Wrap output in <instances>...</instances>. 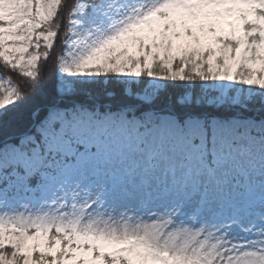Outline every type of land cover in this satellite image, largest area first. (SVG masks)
I'll list each match as a JSON object with an SVG mask.
<instances>
[{
  "label": "rangeland",
  "instance_id": "rangeland-1",
  "mask_svg": "<svg viewBox=\"0 0 264 264\" xmlns=\"http://www.w3.org/2000/svg\"><path fill=\"white\" fill-rule=\"evenodd\" d=\"M62 1L0 0L3 63L33 74L59 44L61 31L49 23ZM189 1L196 0H68L72 19L57 56L62 86L72 78L106 83L111 72L131 100L149 104L164 87L163 76L148 71L153 57L173 82L182 77L173 62L184 57L196 75L205 65L216 80L208 77L196 95L192 88L179 96L183 106L264 104V43L246 62L249 76L237 83L241 48L222 50L218 40L243 33V0H214L217 6L194 10ZM163 9L178 21L165 32ZM183 20L214 29L188 33ZM144 71L149 79L139 87ZM0 93L2 114L17 92L1 73ZM203 123L188 116L181 124L170 113L52 108L20 143L0 146V264H258L264 132L255 137L250 129L264 124L240 117ZM67 200L72 211L55 222ZM53 226L59 238L49 243Z\"/></svg>",
  "mask_w": 264,
  "mask_h": 264
},
{
  "label": "trees",
  "instance_id": "trees-1",
  "mask_svg": "<svg viewBox=\"0 0 264 264\" xmlns=\"http://www.w3.org/2000/svg\"><path fill=\"white\" fill-rule=\"evenodd\" d=\"M67 1L63 0L61 2V8L49 23V28L61 31L59 44H57V47L54 46L50 54L38 60L33 74L26 75L19 69L12 68L3 63L0 59V73L8 78L9 83L13 85L17 92L15 100L7 105L2 114H0V146L10 141H14L17 144L20 143V137L28 133L29 130H33L32 132H34V126L40 124L52 108L64 107L66 105L74 106L77 104L91 110L95 108L112 111L123 109L129 116H140L142 112L147 110H155L156 113L170 112L180 121L187 115H194L202 119L204 123L208 122L212 117L227 118L237 115L240 117L264 119V104L259 99L245 102V108L241 104L236 105L232 103L230 100H223L222 106L218 108L208 106L204 102H199L196 107H191V105L183 106L178 103L177 98L183 96L185 92L192 90V88L195 95L199 93L202 90L203 80H207L208 77L216 80V75L210 74L205 65L203 66L202 75H196L193 63L188 62L189 59L184 57L173 62V68L180 69L182 75L181 80L176 82L171 81V75L168 70L162 67V61L158 60L156 55L153 57L148 71L151 76H163L164 87L149 104H142L136 100H131L125 91L127 86L123 85L120 81H116L111 72H108L106 75V83L103 82L104 78L95 80L72 78L69 79V85L62 86L57 73V56L60 53L62 41L68 38L66 29L72 19V10L69 8ZM198 2V4H202L205 7L215 5L212 0H198ZM247 3L253 5V10L250 20H247L246 12H242L244 33L236 38L220 39L222 50L227 48L234 50L239 46L241 47L240 60L234 72V79L237 83L243 82L249 76L246 62L249 57L259 55L261 44L264 42V0H249ZM198 4H190L189 7L195 9ZM175 21L170 15L165 14L162 22L163 32L169 27H174ZM182 25L188 33H196L199 29L202 31L212 29V26L209 24L203 26L198 24L195 27L186 25L184 21ZM182 66L185 67L181 69ZM146 73L147 71H144L141 74L139 87H143L147 83L149 76ZM132 88L136 90L135 85ZM193 100L192 104L196 103L198 98L195 97ZM251 133L255 135L260 134L257 131L256 133L251 131ZM210 139V133L207 132V146ZM193 140L194 143L198 142L196 139ZM87 192L88 189L86 190ZM72 208V202L67 200L66 207L57 213L56 221L63 214L69 215ZM55 236L51 235V240Z\"/></svg>",
  "mask_w": 264,
  "mask_h": 264
},
{
  "label": "snow or ice",
  "instance_id": "snow-or-ice-1",
  "mask_svg": "<svg viewBox=\"0 0 264 264\" xmlns=\"http://www.w3.org/2000/svg\"><path fill=\"white\" fill-rule=\"evenodd\" d=\"M249 264H257V261L253 260V261L249 262ZM258 264H264V257L260 258Z\"/></svg>",
  "mask_w": 264,
  "mask_h": 264
}]
</instances>
